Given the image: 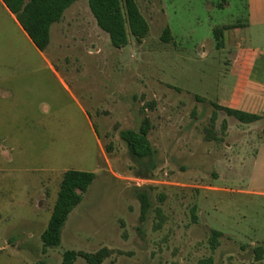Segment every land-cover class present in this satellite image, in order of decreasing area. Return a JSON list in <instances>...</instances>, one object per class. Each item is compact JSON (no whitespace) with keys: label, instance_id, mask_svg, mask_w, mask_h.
<instances>
[{"label":"rangeland","instance_id":"1","mask_svg":"<svg viewBox=\"0 0 264 264\" xmlns=\"http://www.w3.org/2000/svg\"><path fill=\"white\" fill-rule=\"evenodd\" d=\"M135 1L144 38L113 46L78 0L43 54L0 1V264L102 248V264H264V102L252 123L214 106L238 44L264 48V33L216 39L214 28L244 22L246 0ZM144 125L152 152L139 158L124 134ZM70 170L95 177L45 252Z\"/></svg>","mask_w":264,"mask_h":264},{"label":"trees","instance_id":"2","mask_svg":"<svg viewBox=\"0 0 264 264\" xmlns=\"http://www.w3.org/2000/svg\"><path fill=\"white\" fill-rule=\"evenodd\" d=\"M8 9L16 16L23 29L30 36L34 44L44 51L50 44V29L54 22L62 19L65 10L77 0H2ZM89 7L96 18L98 26L108 33L111 43L117 48L126 46L129 42V32L137 39L144 38L149 32V24L142 15L135 0H88ZM229 26L214 28L217 40L221 39L223 30ZM163 40L171 38V30L167 27L163 33ZM221 42L219 43V45ZM198 99H201L199 96ZM216 109L223 110L243 123L260 120L261 115L214 103ZM148 126L144 125L140 131L125 132V138L134 156L143 158L151 155L152 147L147 138ZM95 175L90 172L70 170L65 173L59 198L53 216L47 229L42 234L44 251L48 247L60 244L62 229L70 213L81 203L83 194L88 190ZM142 210L145 216L148 200L142 196ZM221 232L213 231L212 248L218 245ZM260 251L262 249H259ZM109 249L102 248L97 252L68 250L64 254L63 264H73L79 257L85 258L88 264H102L109 256ZM36 264H50L47 259H39ZM200 264H213L209 257Z\"/></svg>","mask_w":264,"mask_h":264},{"label":"crops","instance_id":"3","mask_svg":"<svg viewBox=\"0 0 264 264\" xmlns=\"http://www.w3.org/2000/svg\"><path fill=\"white\" fill-rule=\"evenodd\" d=\"M0 1L2 2L7 12H9V14L15 20V22L25 32L35 48L39 50L41 54H43V52L47 48L44 51H41L20 25V23L16 19V16L8 9L6 4L2 0ZM246 3L247 14L244 22L228 23L221 26H229L228 28L223 30L221 36V41L224 42L226 46L228 45L227 42L229 41V38H232L234 43L236 44H238V42L241 43V40L239 38V31L242 28H246L249 30L257 29L264 33V0H246ZM67 9L65 10V12L67 11ZM55 23L57 22H54L51 25L50 41L52 28ZM245 68L247 69L246 71L244 70ZM254 73H256V76H258L259 78L258 80H256V83L253 84V87H251L250 80ZM228 75L230 77V85H228L230 92L226 95V99L218 104L241 109L262 116V114L257 111L256 108L264 102V48L251 47L250 49H248L238 44V50L236 54H234Z\"/></svg>","mask_w":264,"mask_h":264}]
</instances>
